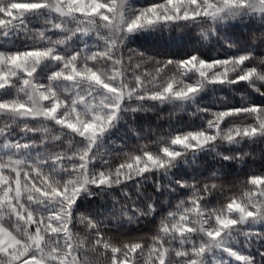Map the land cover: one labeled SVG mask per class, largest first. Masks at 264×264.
<instances>
[{
    "label": "snow or ice",
    "instance_id": "1",
    "mask_svg": "<svg viewBox=\"0 0 264 264\" xmlns=\"http://www.w3.org/2000/svg\"><path fill=\"white\" fill-rule=\"evenodd\" d=\"M0 264H264V0H0Z\"/></svg>",
    "mask_w": 264,
    "mask_h": 264
}]
</instances>
